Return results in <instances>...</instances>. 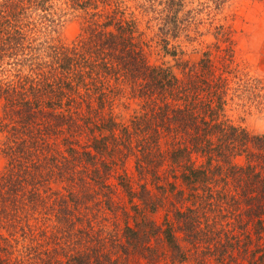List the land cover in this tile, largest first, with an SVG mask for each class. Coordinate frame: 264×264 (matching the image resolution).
Segmentation results:
<instances>
[{
  "label": "trees",
  "instance_id": "obj_1",
  "mask_svg": "<svg viewBox=\"0 0 264 264\" xmlns=\"http://www.w3.org/2000/svg\"><path fill=\"white\" fill-rule=\"evenodd\" d=\"M225 1L0 0V264H264V132L230 116L264 75Z\"/></svg>",
  "mask_w": 264,
  "mask_h": 264
},
{
  "label": "rangeland",
  "instance_id": "obj_2",
  "mask_svg": "<svg viewBox=\"0 0 264 264\" xmlns=\"http://www.w3.org/2000/svg\"><path fill=\"white\" fill-rule=\"evenodd\" d=\"M210 22L224 23L231 28L235 59L249 74L264 75V0H226L219 8H211ZM199 27L203 34L187 50L186 57L195 60L198 50L213 41L208 19ZM78 30V20L73 17L64 23L58 37L70 40ZM196 50V52H195ZM231 118L250 132H264V112H231ZM1 164V159H0Z\"/></svg>",
  "mask_w": 264,
  "mask_h": 264
}]
</instances>
